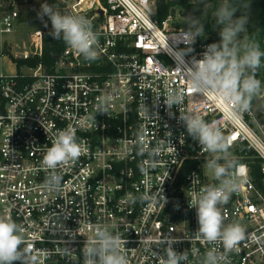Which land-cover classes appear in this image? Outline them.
Returning <instances> with one entry per match:
<instances>
[{
	"label": "built area",
	"instance_id": "1",
	"mask_svg": "<svg viewBox=\"0 0 264 264\" xmlns=\"http://www.w3.org/2000/svg\"><path fill=\"white\" fill-rule=\"evenodd\" d=\"M52 1L64 14L84 15L92 22L98 55L86 61L66 46L51 64L42 63L51 25L33 29L13 45L0 39V216L21 224L26 240L47 253L41 264H82L81 249L97 223L127 240L129 264H159L163 246L147 245L149 238L181 241L175 249L187 250L194 261L193 254L202 255L210 245L193 235L198 224L188 199L216 183L203 169L215 154L188 135L178 108L169 115L162 96L170 87L185 88L181 71L210 42L196 38L193 51L183 52L186 30L159 24L153 17L155 0ZM20 21L16 7L0 4V35L14 32ZM3 59L14 73H3ZM185 91L184 111L196 110L215 122L230 137L231 153L242 144L254 151L264 182V138L247 122L251 111L233 115L234 106L214 94ZM105 96H111L110 107L100 114L96 104ZM69 125L84 142V152L62 170V190L49 192L43 186L42 158L57 131ZM140 131L148 147L161 148L158 166L147 176L139 168L148 158L138 152ZM238 164L243 168L239 191L221 211L225 223H241L259 242L241 243L231 264H264V194L246 162ZM162 190L165 205L160 196L142 199Z\"/></svg>",
	"mask_w": 264,
	"mask_h": 264
},
{
	"label": "clouds",
	"instance_id": "2",
	"mask_svg": "<svg viewBox=\"0 0 264 264\" xmlns=\"http://www.w3.org/2000/svg\"><path fill=\"white\" fill-rule=\"evenodd\" d=\"M196 3L207 7V0H196ZM250 8V3L242 5ZM240 7L228 0L215 7V26H219V41L205 46L201 57H193L191 65L183 69L185 88L199 95L214 94L226 104L234 106L233 115L247 112L253 98L262 94V81L256 78V73L264 67V50L260 44L247 35V15L236 14ZM47 17V20L44 18ZM37 18L51 29L48 34L53 39H62L67 46L83 56L86 61L97 59L98 36L92 22L84 15L62 14L54 5L45 2L37 12ZM184 31L188 47L183 52L193 51L191 45L197 37L205 36L204 22L200 17H189ZM185 88L170 87L162 96L163 102L173 115V107L179 110V122L183 124L188 135L209 153L215 154L208 159L203 168L216 183L205 185L198 193H192L188 199L189 208L196 210L198 227L193 232L195 238L210 245L202 255L194 253L195 260H189L187 250L177 251L174 245L181 241L168 238L144 241L147 245L163 246L164 256L159 257V264H231L230 256L239 252L241 243L248 239L257 240L247 233L239 222L225 223L221 205L227 204L231 195L239 191L243 168L230 151V137L225 136L215 122H208L196 110L184 111L186 99ZM161 96H157L159 98ZM111 96L101 98L96 104L100 114L107 113ZM148 109L145 108L147 116ZM136 143L140 155H146L139 168L147 176L150 169L158 166L156 157L161 153L160 146L148 147L144 143L143 132H137ZM83 141H78L76 129L69 125L57 131L42 158V166L46 171L43 182L49 192L62 190V170L75 164L84 152ZM161 193L142 199L156 201ZM257 242H259L257 240ZM127 240L120 233H114L107 224L97 223L92 227V234L87 236L81 249L82 264H129L124 253ZM146 250H152L150 247ZM47 255L37 250L25 238V228L15 222L10 216H0V264H41V255ZM154 256L159 253L152 250ZM66 255H70L66 253Z\"/></svg>",
	"mask_w": 264,
	"mask_h": 264
},
{
	"label": "rangeland",
	"instance_id": "3",
	"mask_svg": "<svg viewBox=\"0 0 264 264\" xmlns=\"http://www.w3.org/2000/svg\"><path fill=\"white\" fill-rule=\"evenodd\" d=\"M189 1L194 2L196 0ZM0 4L5 9H9L12 6L16 7L22 19L20 23L18 22L14 32L1 34L0 39H5L8 43L13 45L14 43H19L24 41V39H27L29 33L33 29L42 27L44 28L43 23L37 18V12L40 9L42 0H15L14 3L7 2V0H0ZM32 6H35L36 8L32 10ZM216 6L217 5L208 4L207 7H203L201 5L193 9H183L179 6H175L174 11L168 15L167 18L163 20V22H166V27L169 30H187L188 24L186 21L188 18L200 17V19L204 22V28H207L205 30L204 37L209 39L210 43L218 42L220 39L218 34L219 26H215V18L213 15ZM245 35L247 34H241V38L243 39ZM1 69L5 74H12L15 70L14 66L7 59H3L1 61ZM256 78L262 81V94L253 98L251 107L249 109L252 113V117L248 120L251 123L252 129L261 138H264V72H260L258 75H256ZM232 155L235 156L234 153H232Z\"/></svg>",
	"mask_w": 264,
	"mask_h": 264
},
{
	"label": "trees",
	"instance_id": "4",
	"mask_svg": "<svg viewBox=\"0 0 264 264\" xmlns=\"http://www.w3.org/2000/svg\"><path fill=\"white\" fill-rule=\"evenodd\" d=\"M45 0H42L44 3ZM47 3L57 5L52 0H46ZM222 0H207L208 4L219 5ZM229 3H233L240 7V11L236 14L247 15V36L251 39L254 38L259 44L262 50H264V0H228ZM245 3H250V8H244L242 5ZM179 6L183 9H193L201 5L197 4L196 1L191 2L189 0H155V13L153 15L154 19L158 21L159 24L163 22L174 11V7ZM59 10V9H57ZM60 11V10H59ZM64 14L62 11H60ZM47 20V17L44 18ZM50 21L48 26H50ZM44 26V24H43ZM45 27V26H44ZM207 28H205L206 30ZM199 42H209V39L205 37H197ZM67 45L62 39H53L49 34H46L43 40V53L41 57L42 63L51 64L53 62V57L58 55ZM30 64H35L36 61L32 60ZM260 72H264V67H261L256 75ZM253 101V100H252ZM251 101V104H252ZM247 122L251 125L250 121ZM254 151L247 148L245 144H242L234 151V157L237 162H246L250 168V176L255 182L256 186L264 194V182L262 175L260 173V159L254 155Z\"/></svg>",
	"mask_w": 264,
	"mask_h": 264
},
{
	"label": "water",
	"instance_id": "5",
	"mask_svg": "<svg viewBox=\"0 0 264 264\" xmlns=\"http://www.w3.org/2000/svg\"><path fill=\"white\" fill-rule=\"evenodd\" d=\"M35 8H36L35 6H32V7H31L32 10L35 9Z\"/></svg>",
	"mask_w": 264,
	"mask_h": 264
}]
</instances>
